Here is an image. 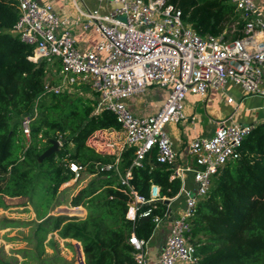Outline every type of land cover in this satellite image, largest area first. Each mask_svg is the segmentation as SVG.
Listing matches in <instances>:
<instances>
[{"label":"trees","instance_id":"trees-1","mask_svg":"<svg viewBox=\"0 0 264 264\" xmlns=\"http://www.w3.org/2000/svg\"><path fill=\"white\" fill-rule=\"evenodd\" d=\"M166 1L179 7L183 19L200 35L242 34L243 21L229 0ZM14 2L0 0V208L11 206L3 196L33 199L37 190L54 195L72 177L67 162L83 164V175L95 177L71 196L70 204L84 207L86 216L42 217L32 231L35 247L43 252L47 235L57 232L80 243L85 264H135L129 236L149 240L155 227L152 216H163L168 207L152 201L141 206L150 208L151 215L128 219L126 186L114 170H99L100 166L118 158L119 172L130 170V185L146 197L151 184L159 186L161 196L174 197L180 181L169 179L172 169L155 161V150L142 166H135L134 147L116 149L108 142L96 149L91 144L97 131L121 130L114 114L108 109L94 112V101L80 94L45 88L53 64L28 60L33 47L11 32L18 18ZM29 113L34 116L30 141L17 154V144L24 145L21 119ZM57 139L59 150L38 161ZM107 146L114 152L104 151ZM238 150L239 157L228 160L213 175L207 193L197 198L189 235L196 264H264V120L253 125Z\"/></svg>","mask_w":264,"mask_h":264},{"label":"built area","instance_id":"built-area-1","mask_svg":"<svg viewBox=\"0 0 264 264\" xmlns=\"http://www.w3.org/2000/svg\"><path fill=\"white\" fill-rule=\"evenodd\" d=\"M14 1L18 18L11 32L33 47L28 60L38 63L46 59L60 65L61 84L47 82L45 88L55 93L70 92L76 85L91 89L94 112L110 110L123 132L122 147H134L133 165L142 166L146 156L155 150V161L172 169L169 179H179L178 193L167 199L177 200L183 193L184 207L170 215L167 206L163 216H152L154 230L163 220L169 221L158 263L196 264L198 257L189 235L197 198L207 193L213 175L228 160L239 157L238 149L253 125L216 122L211 136L195 137L188 143L192 167L175 165L176 150L166 126L193 123L196 116L185 110L187 95L204 98L210 89H223L228 82L239 86L246 95L264 98V13L256 0H229L243 21L242 34L236 38H226L224 33L200 35L183 19L180 8L166 0H95L113 7L101 12L75 4L74 17L59 16L50 3ZM78 25L84 30L92 28L98 36L88 49L77 44L73 28ZM150 87L167 91L164 103L152 114H135L126 99ZM33 117L26 114L20 123L26 146ZM57 141L60 147L61 140ZM117 163L118 158L101 165L99 170H114L126 186V217L134 220L136 214L151 215L150 208L141 210V206L166 198L160 195L159 186L151 184L148 197L140 194L128 181L131 171L121 174ZM66 166L72 173L70 180L82 177L83 164L70 160ZM185 171L192 173L194 194L184 189ZM128 241L135 264H150L148 240L132 233Z\"/></svg>","mask_w":264,"mask_h":264},{"label":"crops","instance_id":"crops-1","mask_svg":"<svg viewBox=\"0 0 264 264\" xmlns=\"http://www.w3.org/2000/svg\"><path fill=\"white\" fill-rule=\"evenodd\" d=\"M40 3H50L53 10L59 16H72L77 15L75 4L80 7L86 5L89 8H97L99 11L104 12L106 9L105 4L98 3L95 0H38ZM259 8L264 13V0H256ZM73 32L78 46L81 49H88L98 39L97 34L92 28L84 30L81 26L73 28ZM264 85V79H263ZM147 92V91H146ZM145 92V93H146ZM167 91L158 87H152L145 95L136 94L126 99L128 107L137 115L152 114L159 109L164 103ZM231 97V102L227 98ZM251 95H246L243 90L230 82H228L223 89H210L204 98L196 95H187L185 99V110L188 114H194L196 119L193 123L183 121L179 123H168L166 128L169 132L173 146L176 150L175 165L180 167H192L194 165L193 158L187 150L188 143L195 137H209L214 133L216 122L220 120H227L228 122L248 123L255 125L264 120V104L252 107L246 101ZM256 97V96H255ZM200 107V112L197 109ZM120 131L101 130L95 132L93 138L100 136L99 141H94L91 138V144L99 149L98 145H106L112 143L116 149L123 145V134L120 137ZM109 142V143H108ZM106 152H114V149L106 147ZM94 176V175H91ZM184 189L189 193L194 194L196 190L195 182L192 178L190 171H185ZM82 184L76 192L85 186ZM184 194H180L179 199L171 201L169 205L170 215H174L182 209V201ZM83 211L82 217L86 216V209L82 206L77 207ZM169 221L163 220L157 228L153 231L150 239L148 240L147 260L150 264H159L158 259L166 235L168 233ZM53 233V234H52ZM51 234L57 236L56 232ZM51 234L48 235L46 241L48 242ZM69 239V238H68ZM72 241L80 243L74 239ZM84 260V259H83Z\"/></svg>","mask_w":264,"mask_h":264},{"label":"rangeland","instance_id":"rangeland-1","mask_svg":"<svg viewBox=\"0 0 264 264\" xmlns=\"http://www.w3.org/2000/svg\"><path fill=\"white\" fill-rule=\"evenodd\" d=\"M105 6L107 8L105 12H109L113 7L110 3ZM230 27V32L232 34L235 26L232 24ZM48 76V82L53 86L61 84V75L56 62L51 65ZM150 88L146 91L148 92ZM71 92L80 94L83 98H88L87 100L89 101L92 100V96H94L91 89L78 85L73 87ZM145 92L139 94L145 95L147 93ZM246 103L252 107L259 106L264 104V98L252 96L247 99ZM200 107L199 105L197 112H200ZM122 134L123 133H119L120 137H122ZM100 139L101 137L97 136L93 140ZM22 143L24 144L23 147L17 144L15 148L17 154H20L26 147L24 140ZM2 176L3 175L0 174V177ZM94 177L95 175L91 176L86 174L76 181L70 180L67 183H63L52 196L45 195L39 190L35 192L37 196L33 199L29 197L24 198L18 196L10 198L8 196H3L4 201L11 206L5 210L0 208V260L2 263L85 264L81 247L77 242H73L70 238H62L57 232V236H54L51 232L52 234H49L52 236L48 242L46 239L44 240V250L40 253L35 247L32 231L36 223L47 215L64 214L82 217L83 211L80 208L78 209L72 206L70 204V198L82 184L88 183V181ZM22 203L25 205H22ZM10 221L13 222V224H9L8 222Z\"/></svg>","mask_w":264,"mask_h":264},{"label":"water","instance_id":"water-1","mask_svg":"<svg viewBox=\"0 0 264 264\" xmlns=\"http://www.w3.org/2000/svg\"><path fill=\"white\" fill-rule=\"evenodd\" d=\"M59 150V143L57 140H52L51 142V146H49L47 149H45L38 157V161L42 160L44 157H48L49 155H51L52 153L56 152ZM165 205L169 206L171 201L170 199H162L161 200ZM183 205L182 208L185 205V200L182 201Z\"/></svg>","mask_w":264,"mask_h":264}]
</instances>
